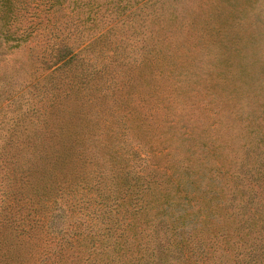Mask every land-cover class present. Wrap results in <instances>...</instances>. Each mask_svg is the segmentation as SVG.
<instances>
[{
  "label": "trees",
  "instance_id": "1",
  "mask_svg": "<svg viewBox=\"0 0 264 264\" xmlns=\"http://www.w3.org/2000/svg\"><path fill=\"white\" fill-rule=\"evenodd\" d=\"M174 5V0H0V61L30 38L48 33L56 41L52 71L78 68L73 73L79 88L93 78L98 85L90 101H104L103 121L106 88L119 90L126 80L118 70L102 79L108 71L100 76L90 51L101 38L127 29L124 39L134 51L132 35L143 33L146 21L171 18ZM128 50L123 63L136 68L143 58L129 62ZM22 93L6 99L21 102ZM41 97L35 96L32 112L41 111ZM1 105L0 113L8 104ZM17 106L0 118V129L12 133L0 135V199L9 192L19 198L27 188L29 200L39 195V205L27 217L32 243L27 261H7L0 239V264H264V133L252 138V130L239 135L226 125V142H215L219 133L212 137L209 131L216 132L220 124L212 121L194 134L193 121L180 125L176 138L172 120L164 131L169 145L164 154L170 156L173 149V158L161 166L150 162V153L129 136L130 130L146 131L142 122L120 123L118 113L119 121L101 137L104 129L92 117L94 110L83 122H70L62 138L56 130L45 135L42 149L11 153L14 141V147L27 143L13 136L23 132L28 113L26 104L11 117ZM246 121L243 127L253 123ZM237 137L243 141L240 154ZM238 156L239 167L233 160Z\"/></svg>",
  "mask_w": 264,
  "mask_h": 264
},
{
  "label": "rangeland",
  "instance_id": "2",
  "mask_svg": "<svg viewBox=\"0 0 264 264\" xmlns=\"http://www.w3.org/2000/svg\"><path fill=\"white\" fill-rule=\"evenodd\" d=\"M174 2L171 9L174 13L168 16L171 18L146 21L143 33L132 35L135 39L131 45L134 51L128 50V41L124 39L131 29L101 38L90 51V56L97 60L96 69H101L100 76L108 71L101 76L102 79L118 70L121 78L126 80L119 90L110 86L106 88L107 118L103 121L101 110L104 101L97 99L91 102L98 85L93 78L89 79L87 87L79 88L73 73L78 68L52 71L50 66L55 51L52 48L56 41L49 39L48 33L30 38L20 47L5 53V58L0 61V103L8 104L5 109L19 105L10 112L13 118L17 117V110L24 109L26 104L28 112L23 132L13 134L18 139L27 138V143L14 147V141L8 147L9 152L26 154L30 150H40L45 135L50 136L56 130L58 137L62 138L63 134H67L66 127L70 129V122H83L94 110L98 112L94 111L92 117L99 120V128L104 129L101 137L110 133L107 129L109 125L114 126L119 121L115 120L118 113L122 115L120 123L142 122L146 131L130 130L129 136H135L134 141L143 146L145 154L150 153V162L161 166L169 164L173 158V149L170 156L164 154L169 148L168 134L164 131L169 129L172 120V134L176 138L182 133L180 125L188 126V122L192 124L193 121L198 127L194 134L201 133L204 125L212 121L220 124L216 132L209 131L212 137L219 133L215 142H226V125L232 133L244 135L249 129L253 131L250 137L261 136L264 126L256 124L264 123V0ZM174 14L176 17L173 18ZM254 15H259V19L254 20ZM125 50L130 53L129 62L134 64L136 59L138 62L143 58L142 63L136 68L123 63ZM115 58L121 59V65H115ZM129 76L130 79H127ZM38 78L27 89V85ZM19 90L23 92L21 102H8L7 96ZM36 95L42 96L38 103L41 111L32 112L31 105L37 104L34 101ZM238 117L244 119L242 123ZM247 119L253 120V123L243 127ZM206 133L203 132V135ZM0 135L6 138L12 133L0 129ZM210 135L204 137L211 138ZM228 142L233 143V140ZM242 142V139L235 142L237 154H240ZM155 150L161 153L151 156ZM233 160L239 167L240 157ZM30 194L27 195L25 188L19 191V198L9 192L4 200L0 199V239L2 249L9 257L7 261H27L32 247L27 236V217L34 214L39 205L36 202L39 195L29 200Z\"/></svg>",
  "mask_w": 264,
  "mask_h": 264
}]
</instances>
